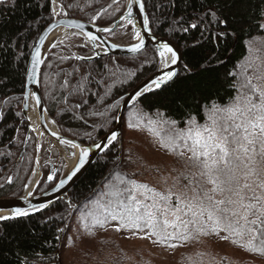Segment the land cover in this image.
I'll return each mask as SVG.
<instances>
[{"label":"trees","instance_id":"1","mask_svg":"<svg viewBox=\"0 0 264 264\" xmlns=\"http://www.w3.org/2000/svg\"><path fill=\"white\" fill-rule=\"evenodd\" d=\"M56 1L63 7V11H60L62 16L98 26L114 22L125 7V0H116V3L113 0ZM143 1L151 26L175 34L180 41L183 49L180 70L185 63L195 67L210 58L218 66L209 73L177 79L174 83L162 86L155 94L145 95L142 101L126 110L123 126L129 111L137 110L150 115L157 105L166 110L168 116L179 121L180 128L185 127L184 121L189 112L196 116L199 124H204L207 114L202 105L212 101L225 105L235 95L234 89L230 87L233 78L228 77L227 73L247 55L246 42L264 33V29L258 27L260 23H264V0ZM210 9L216 11L220 18L227 19V29L223 25L212 23ZM52 10L51 0H15V4L12 0H3L0 3V112L3 113V118L0 119V198L20 195L34 164L35 140L31 132L27 144L23 146L28 127L21 107L28 58L37 37L53 20ZM97 12L100 13L99 16L92 21L91 17ZM176 21L179 23H174ZM193 22L199 27L186 33L180 30ZM217 28L228 31L226 43H218L212 38V33ZM55 45L42 67L41 96L60 132L85 144L99 139L113 125L112 117L113 114L117 115L120 103L114 108H109L108 105L124 97L158 66V57L152 46L134 56L104 55L92 61H83L77 60L73 54L74 51L81 55L91 54V47L88 43L85 44L82 36L72 35L69 40L59 41ZM220 61H223L222 65L219 64ZM67 73H72L71 77H67L70 85L83 84L86 94L73 92L69 95L70 88L60 87ZM193 82L208 83L209 87L203 91L208 99L198 100L195 97L191 87ZM93 93L97 95H92ZM85 100L86 104L83 102ZM76 104H80V107L77 108ZM96 111L106 114L92 115ZM17 112L20 113L19 116L16 115ZM157 130L163 132L162 128L157 127ZM129 143L131 144L122 137L120 148L116 142L108 154L106 164L94 162L89 167L70 190L71 203L83 206L85 197L90 196L92 189L99 186L103 172L110 170L118 160L121 172L131 179L137 180L140 177ZM181 166L183 168V163ZM45 169L48 171V166ZM60 173L59 168L52 181H48L45 176L38 184L37 192L49 189L58 180ZM8 177H12L10 182ZM70 220L71 208L68 202L59 200L52 207L28 217L1 221L0 264H116L119 259L118 250L122 248L111 238H108L104 247L99 248L98 255L87 251L82 253L85 261L78 259L79 262L76 263L72 255L68 256V261L65 257L63 261V249L66 245L70 244V248L74 245L73 241L66 240ZM72 253L78 258L77 250ZM109 253L113 256L110 257ZM140 264H156V261L141 257ZM179 264L190 263L180 260ZM219 264L237 263L223 258ZM238 264L255 263L243 260Z\"/></svg>","mask_w":264,"mask_h":264},{"label":"snow or ice","instance_id":"2","mask_svg":"<svg viewBox=\"0 0 264 264\" xmlns=\"http://www.w3.org/2000/svg\"><path fill=\"white\" fill-rule=\"evenodd\" d=\"M2 2L3 0H0V3ZM12 2L15 4V0ZM136 2L143 12L144 4L141 0ZM52 3L55 5L56 0H52ZM113 3H116V0H113ZM132 3L133 0H128L129 10L120 19L126 21L127 25H133L132 31L139 37V42L131 45V51L137 52L145 47V39L136 31L130 18ZM116 10L119 11L118 8ZM52 11L56 14L57 8L54 7ZM59 11H63V7ZM209 11L213 18L212 23L223 25L227 29V19L220 18L214 10ZM99 14L97 12L91 20L95 21ZM65 23L81 29L84 27L75 20H68ZM143 26L148 30L147 16L144 18ZM50 27L45 29V33ZM120 27L123 28L125 25L121 24ZM198 27L199 25L193 22L180 30L186 33ZM258 27L264 29V23H260ZM98 31L108 33L112 29L104 27ZM228 35L227 30L220 31L217 28L212 33V38L218 43L220 41L226 43ZM83 37L85 44L99 39V36L91 31L84 32ZM152 38L155 39L154 36ZM44 39L45 35L39 36L31 53L29 75L34 74L37 66L42 63L40 44ZM117 46L112 45L114 48ZM246 46L247 55L227 73L228 77L233 78L230 87L234 89L235 95L225 105L215 101L202 105L207 114L204 124H199L196 116L189 112L187 120L184 121L185 127L180 128L179 121L168 116L167 111L162 110L160 105H157L156 110L150 115L137 110L129 113L135 122H129L127 126L139 128L146 122L148 130L160 138L161 146L181 161L183 168L173 169L177 174L171 177V184L160 191L131 179L119 170L118 161L114 162L110 170L103 172L99 186L92 189L90 196L85 197L84 206L80 209L78 219L86 235H93V230L97 227L103 229L114 225L116 231L130 230L133 236L142 233L140 238H154L152 240L154 244L166 245L171 249L200 237L215 236L247 252L264 255V38H252L246 42ZM155 56L158 57L159 74L150 77L145 82L146 86L138 87L131 95V101L140 102L145 95L155 94L164 85L174 83L177 79L194 77L199 73H209L218 66L214 65L210 58L195 67L185 63L180 70L178 65L180 57L169 42L158 43L155 47ZM75 58L84 59L80 56ZM219 64L222 65L223 61ZM65 75L66 79L60 85L61 88H70L69 95L73 92L86 94L87 90L83 84L70 85L67 77H71L72 73ZM191 87L198 100L208 99L207 95H203V91L209 87L207 82H193ZM30 95L35 105L39 106L40 97L35 92ZM28 96L29 94H24L25 107L28 106ZM123 99L120 97L108 107L114 108ZM83 102L87 103L86 100ZM76 107L79 108L80 104H76ZM105 114L102 111L92 113L94 116ZM16 115L19 116L20 113L17 112ZM2 118L3 113L0 112V119ZM112 119L119 121L121 117L113 114ZM157 127L162 128L163 132H156ZM51 135L55 137L58 133L52 132ZM89 136L91 137V134ZM119 137L118 131L109 129L99 137L98 142L93 139L92 144L88 146L61 138L59 141L61 144L72 145L73 148L79 149V152L74 153L77 163L73 171L66 180H60L53 191L62 188L87 163L106 164L108 154ZM39 150L40 145L37 144L36 151ZM92 156L97 158L96 161L92 160ZM47 179L52 181L54 176L49 174ZM168 179L164 177L165 183ZM8 180L10 182L12 177H8ZM182 180L186 183H181ZM24 187L27 188L28 185L25 184ZM28 195L31 196L32 193L29 192ZM68 205L70 208L77 207L71 201ZM47 207V204H40L38 207L31 206V209L38 212ZM29 215L28 210L15 208L10 210L8 215H0V221ZM58 231L63 232L64 229ZM189 260L191 264H202L200 260L192 258Z\"/></svg>","mask_w":264,"mask_h":264},{"label":"rangeland","instance_id":"3","mask_svg":"<svg viewBox=\"0 0 264 264\" xmlns=\"http://www.w3.org/2000/svg\"><path fill=\"white\" fill-rule=\"evenodd\" d=\"M54 7L57 8V12L61 8L57 1L55 5L52 3V9ZM58 17H64L60 14V11ZM72 35L74 34L67 35L64 38L59 39L57 42L66 39L69 40ZM106 37L109 40L120 44H130L135 40L131 25H125L123 28L119 27L114 31L107 33ZM257 38H264V33ZM135 108L137 109V107ZM132 111H129L126 115L121 139L123 137L125 142H131V144L129 143L130 148L133 151V159L137 162L136 165L140 176L137 181L163 191L171 184V177L177 174L173 169H182V162H179L174 155L161 146V143L159 142L160 138L156 136L154 132L148 130L146 122L141 124L139 128H129L127 126L129 122H135L134 118L129 116V113ZM26 122L27 127L29 128V122ZM155 131L159 132L157 128ZM31 133L34 136L36 151V145L38 144L37 135H35L33 130H31ZM40 142L39 168L42 172L41 180L45 176L47 179L51 170L55 172H52L55 177L59 168L61 169L60 178L66 169V159L63 157L62 151L51 146L50 140L44 135L41 137ZM120 143L121 141L119 142V145ZM23 146H25V140ZM36 155L37 151L35 152L34 164L32 165L25 184H28L33 177V170L35 165H37L35 161ZM20 157L21 154L19 155V158ZM46 166H48V171L45 169ZM164 177L169 178L167 183H165ZM181 183H186V181L182 180ZM24 190H26L25 187L23 188V191ZM83 206L71 208V220L69 222L70 225L66 240L68 242L73 241L74 245L71 248L70 244L68 246L66 245L63 249V261L64 257L66 258V261H68L69 255L73 256L74 262L76 263L79 262L78 259L85 261L86 259L83 257L82 253L87 251H91L92 254L98 255L99 248L104 247L106 241L108 242V238H111L120 245V248H122L118 250L119 259L116 264H140L141 257H149L150 259L155 260L156 264H179L180 260H184L191 264L189 258L200 260L202 264H216V262H219L223 258L237 264L241 263L243 260H248L255 264H264V255L247 252L237 245H233L229 241H221L215 236L200 237L187 244L181 245L176 249L168 248L166 245L154 244L152 242L154 238L142 239L140 238L143 235L142 233L133 236L130 230L116 231L114 225L106 226L103 229L97 227L93 230L94 234L88 236L81 228L78 219L80 209H82ZM69 238H71V241H69ZM74 250L79 252L78 258H75L72 253ZM109 256L111 257L113 255L109 253Z\"/></svg>","mask_w":264,"mask_h":264},{"label":"water","instance_id":"4","mask_svg":"<svg viewBox=\"0 0 264 264\" xmlns=\"http://www.w3.org/2000/svg\"><path fill=\"white\" fill-rule=\"evenodd\" d=\"M51 2H52V0H51ZM141 3L144 4V1L141 0ZM128 10H129L128 9V0H125V8H124L123 13L113 23H111L107 26H98L94 23L86 22V21H83V20H80L77 18L58 17V13H59V11H58L56 14H54L53 21H51L42 30V32L39 34V36L45 35V39H44L43 43L40 44V56H41L42 63L37 66L36 72L34 74L29 75L28 69L31 67V53L34 50L35 44L39 40V36L37 37L32 49H31V52H30V55L28 58V62H27V67H26L25 89H24V93H23V98H24L25 93L29 94L28 100H27L28 106L25 107L23 100H22L21 111H22L24 119L26 121H28V113L30 111V103H31V101L33 102L35 109H36V112H37V115H38V122H39L40 130L42 131L43 135L46 136L50 140L51 146L55 147L59 151H62L63 157L65 159H66V155L70 156V157H72V156L76 157V155H74V153L78 154L79 149L73 148L72 145L61 144L59 142L61 138L72 140L73 143L81 144L82 146H88L92 143L85 144V143H83V142H81V141H79L73 137L66 136V135L62 134L60 132V130L58 129L56 124H55L56 125L55 128H53V129L48 126L49 125L47 123L48 118L52 119V117L49 115L47 108L44 104V101L42 99V96H41L40 76H41L43 64H44V62H45V60H46V58H47V56H48V54L52 48V45L55 44L59 40L58 39V40L51 41V36H52L54 31H56L59 28H62V29L69 31V33H71V34H79L82 37H83L84 32L91 31L94 34L99 36V39L97 41L88 43L91 47V54L81 55V54H78L76 51L73 52L74 57H76V56L83 57L84 59H81L83 61H92V60H95V59H97L101 56H104V55L134 56V55H138L139 53H141L148 46H152L155 50V47L158 43L169 42V43H172V46L177 50V54L180 57V59L178 61L179 67L182 64L183 49H182V45H181L180 41L177 39L175 34L169 32V31H166V30H161L159 28L152 27L150 22H149L148 30H145V28L143 26L144 25V18H145V16H147L145 5H144V11L142 12L140 9V5L136 2V0H133L132 6H131V17L130 18L134 22V26L136 28V31L139 32L140 35L143 36L145 39V47L143 49H141L137 52L131 51V45L139 42V37H137L134 32H133L134 37H135L134 42H132L130 44H120V43H116L112 40H109L106 37L107 33L98 31V29H101L104 27H108V28L112 29V31H114L115 29L119 28L121 24L127 25L126 21L121 20L120 17L122 15H124V13L127 12ZM147 18H148V16H147ZM68 20H75L78 23L82 24L84 27L81 29V28H77L75 25H68L67 23H65V21H68ZM49 27H50V30H48L45 33V29H49ZM131 27L133 28V25H131ZM112 31H110V32H112ZM110 32H108V33H110ZM68 35H70V34H68ZM153 36L155 37V39L152 38ZM113 44H116L118 46L114 48V47H112ZM156 74H159L158 66L154 71H152L147 76H145L143 79H141L131 90H129L124 95V97H123L124 99L120 102L119 107H118V111H117V115H119L121 117V119L119 121H114L113 125L110 127V129H114L120 133L119 140L117 141L118 143L121 141L123 119H124L125 112L128 108H130L132 105H134L136 103V102L130 100L131 95L134 94V91L138 87L146 86L145 82L150 77H152ZM32 92H35L36 95L40 97L41 103L39 106L35 105V101L32 98V96L30 95ZM125 101H127V103H125ZM31 130L32 129L29 126L28 131H27V136L25 139V145L29 139ZM52 132H57L58 136H55V137L52 136L51 135ZM35 135H37V134L35 133ZM43 135H41L40 137L37 136V140H38L39 145L41 143L40 140H41V137ZM98 140L99 139H97V142H98ZM119 148H120V145H119ZM39 152H40V150L37 152L36 159H35L36 164L38 166H39V158H40ZM96 159L97 158L95 156H92L93 161H96ZM76 163H77V159L75 158L74 164L70 168H66L65 171L62 173L61 177L49 189L42 191V192H39V193H36L35 191H36L37 186H38V184L41 180V177H42V172L40 169V176H39L36 184L32 188V190L30 191L32 193L31 196L28 195L29 192L24 190L23 193H21L20 195L1 197L0 198V215H8L10 213V210L15 209V208L28 210L30 212V215H32V214L37 213V212L32 211L31 206H33V205L38 207L40 204H47L48 207L43 209V210H46V209L52 207L59 200H65L66 202H69L70 201V198H69L70 190L80 181V179L84 176L86 171L89 169V167L94 162L87 163L83 167V169L80 172H78L77 175L74 176L71 180H68V182L62 188L57 189L56 191H53V189L55 188V185L59 183L60 180H66L67 179V176L73 171ZM52 172L55 173L53 170H51L50 174H52V175H53ZM50 201H51V203H49ZM38 212H40V211H38Z\"/></svg>","mask_w":264,"mask_h":264},{"label":"bare ground","instance_id":"5","mask_svg":"<svg viewBox=\"0 0 264 264\" xmlns=\"http://www.w3.org/2000/svg\"><path fill=\"white\" fill-rule=\"evenodd\" d=\"M68 34H71V33H69V31H67L65 29L59 28L53 32V34L51 36V41L64 38ZM28 122H29V126L31 125L30 126L31 129L37 134L38 137H40L41 136L40 133L42 131L40 130L39 122H38V115H37L35 106H34L32 101L30 103V111L28 113ZM47 123L49 124L48 126L52 129L55 128V126H56L54 121L50 118H48ZM75 158H76L75 156L70 157V156L66 155V168H70L74 164ZM34 170L35 171L33 172V177L27 184L28 185V187L26 188L27 192H30L32 190V188L34 187V185L36 184V182L40 176V168L38 165H35Z\"/></svg>","mask_w":264,"mask_h":264},{"label":"flooded vegetation","instance_id":"6","mask_svg":"<svg viewBox=\"0 0 264 264\" xmlns=\"http://www.w3.org/2000/svg\"><path fill=\"white\" fill-rule=\"evenodd\" d=\"M91 50V49H90ZM36 193H39V192H37V189H36V191H35Z\"/></svg>","mask_w":264,"mask_h":264}]
</instances>
